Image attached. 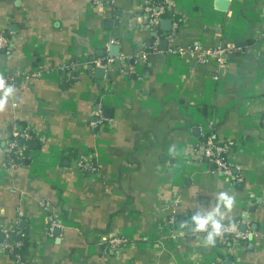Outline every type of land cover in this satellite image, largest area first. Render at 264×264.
Wrapping results in <instances>:
<instances>
[{
	"label": "crops",
	"instance_id": "obj_1",
	"mask_svg": "<svg viewBox=\"0 0 264 264\" xmlns=\"http://www.w3.org/2000/svg\"><path fill=\"white\" fill-rule=\"evenodd\" d=\"M110 2L0 0V231H26L27 264H264V0L169 1L174 46L232 45L221 65L162 50L169 31L135 22L137 0ZM12 125L31 137L9 168ZM207 136L241 181L188 159ZM219 221L250 241L198 235ZM0 264H17L1 243Z\"/></svg>",
	"mask_w": 264,
	"mask_h": 264
},
{
	"label": "built area",
	"instance_id": "obj_2",
	"mask_svg": "<svg viewBox=\"0 0 264 264\" xmlns=\"http://www.w3.org/2000/svg\"><path fill=\"white\" fill-rule=\"evenodd\" d=\"M141 4V9L133 19L135 22L140 24L142 27L148 30L155 31L160 20L162 18H170L171 30L165 35L167 41V51L170 53H177L187 59L188 62H206L209 59H214V61L221 65L225 62V57L227 54L233 51L232 45H218L209 48H202L200 46H189L185 48H177L173 44V37L175 35V30L178 27V22L175 18L174 10L170 4V0H137ZM115 0H111L110 4H113ZM101 4H97V7ZM262 38L264 40V29L262 31ZM6 38L0 34V52H2L6 47ZM156 50V47H153ZM115 61L113 58H100L94 60L95 64L101 66L105 69L106 65L110 62ZM43 71L41 68H37L32 73L40 74ZM29 78V75H25ZM218 80V77H214ZM5 81L10 85H14L16 82L15 77L7 76ZM10 133L11 141L7 145L5 151L7 153V165L9 168L15 167L19 161L23 159L25 150L27 149V143L31 137L30 133L27 131L19 132L15 125H12ZM20 141V142H19ZM228 152L227 143L217 142L212 136H207L204 139L198 140L191 148H189L187 157L189 160L194 162H204L214 166V171L219 172L228 177H232L235 181H241L243 176L242 167L239 165H231L225 158ZM14 155V156H12ZM40 204L50 210L49 203L46 201H41ZM176 202L170 203L171 211L168 217V223L172 224L175 221V208ZM60 227V220L58 216L50 213L48 216L46 233L49 236L53 235L56 228ZM9 228L1 229L2 235L7 238L9 235ZM200 237L208 241L217 243L222 247H229L232 243L246 244L250 241L252 233L247 229L241 228L240 221H219L212 225L211 227L205 228L203 231L198 233ZM174 236V234L172 235ZM110 246L119 247L126 242L125 239L121 237L108 235L104 237ZM18 245V242H4L3 248L12 252L14 247ZM17 264H25L20 261L19 256L16 255Z\"/></svg>",
	"mask_w": 264,
	"mask_h": 264
},
{
	"label": "trees",
	"instance_id": "obj_3",
	"mask_svg": "<svg viewBox=\"0 0 264 264\" xmlns=\"http://www.w3.org/2000/svg\"><path fill=\"white\" fill-rule=\"evenodd\" d=\"M20 142V141H19ZM29 143V142H28ZM14 156V155H12ZM21 162V161H19ZM17 229H20L21 231V238H20V241H21V246L19 247V253L15 254L13 252H9L7 249L3 248V251L7 254H9L15 261H16V255L19 256V259L20 261H22L23 263L27 264V262L25 261V257H26V253H24V250L26 249L27 245H28V242H27V238H26V231H24V229L21 227V226H14L9 230V235L7 238H5L2 233L0 232V243L2 244L3 246V243L4 242H8V243H12L15 241V238H16V231ZM19 235V234H18ZM215 243V242H214Z\"/></svg>",
	"mask_w": 264,
	"mask_h": 264
},
{
	"label": "water",
	"instance_id": "obj_4",
	"mask_svg": "<svg viewBox=\"0 0 264 264\" xmlns=\"http://www.w3.org/2000/svg\"><path fill=\"white\" fill-rule=\"evenodd\" d=\"M118 12H119V11H118ZM160 26H161V27L164 26V27H162L164 31H166V32L170 31V29H171V20L168 19V18H162V19L160 20ZM154 34H155V33H154ZM148 44H149V43H148ZM159 44H160L162 50H165V49L167 48V41H166V39H162V40L160 41ZM110 49H113V46H110V47H109V50H110ZM100 71H101V72H104V69H100ZM244 220H246L245 217H244ZM241 228H242V229H245V225L242 224V225H241ZM55 233L58 234L59 231L56 230Z\"/></svg>",
	"mask_w": 264,
	"mask_h": 264
}]
</instances>
